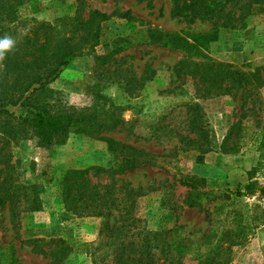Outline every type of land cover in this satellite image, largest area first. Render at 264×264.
<instances>
[{"label": "rangeland", "instance_id": "374dc122", "mask_svg": "<svg viewBox=\"0 0 264 264\" xmlns=\"http://www.w3.org/2000/svg\"><path fill=\"white\" fill-rule=\"evenodd\" d=\"M86 10L111 13L129 10L132 20L112 17L101 23L100 37L92 51L84 52L62 67L41 97L67 106H90L94 91L108 98L106 106H122V126L107 136L142 151L144 163L134 169L93 174L94 166L115 171L121 162L106 141L83 133L73 125L63 143L42 146L30 127L17 124L11 143L15 177L41 199L38 211H23L12 220L8 205L0 206V264H52L58 238L70 251L61 264H102L111 252L101 216H80L68 211L62 201L60 180L68 169H90L93 184H114L118 199L111 209L110 224L128 229L119 240L141 244L146 231H168L167 264H264V153L257 138L264 126V87L258 115L244 119L246 145L238 152L221 149L230 127L244 110L241 94L197 99L193 85L173 68L182 58L229 63L252 71L264 68V5L256 6L243 25L218 28L216 39L199 53H188L153 41L151 30L195 34L214 30L207 20L188 23L172 16V0H86ZM75 0H30L17 8V20L5 24L11 39L21 41L35 22L57 24L72 16ZM112 55L109 62L128 70L127 76L144 81L138 96L128 94L124 82H108L94 74V56ZM149 69V71H148ZM147 72V74H146ZM264 75V70H263ZM102 102V100H101ZM201 105V124L206 138L190 126L187 104ZM107 108V107H106ZM17 115L29 116L24 105L10 107ZM259 121V125L256 121ZM251 132V133H249ZM210 151L201 155V148ZM254 182L252 192L246 186ZM194 185V200L204 192L208 201L190 206L186 197ZM128 188L136 193L126 192ZM140 191V192H139ZM132 194V195H131ZM43 239L44 241H38ZM34 240V241H32ZM67 253V252H66ZM104 257V259H105Z\"/></svg>", "mask_w": 264, "mask_h": 264}, {"label": "trees", "instance_id": "16d2710c", "mask_svg": "<svg viewBox=\"0 0 264 264\" xmlns=\"http://www.w3.org/2000/svg\"><path fill=\"white\" fill-rule=\"evenodd\" d=\"M30 0H0V40L11 38L5 24L17 20V8ZM76 8L72 16H63L57 24L47 21H37L23 39L4 51L0 57V206L8 205L12 211V220H17L23 211H38L42 202L35 186L20 183L15 177V166L12 163L11 143L16 137L17 124L30 127L42 146L63 143L73 125L86 134L106 141L109 149L121 158L115 171L105 170L94 166L93 174L100 171L113 173L134 169L138 164L147 160L141 159L142 151L115 140L106 134L122 126L124 119L120 110L122 106L110 103L108 98L94 91L93 102L90 106L75 108L61 101L48 102L41 94L48 91L49 82L56 77L59 70L70 60L84 52L92 51L99 41L101 23L112 17L132 20L134 17L129 10L121 12L114 9L106 13L98 9L86 10V0H75ZM264 5V0H172L171 14L193 23L196 20H207L212 24V33L195 34L192 39L179 34H164L151 30L153 41L162 42L170 37L173 48L182 49L188 53H199L209 41L216 39L217 29L234 28L243 25L246 18L256 6ZM168 44V45H169ZM112 54L95 55L94 74L105 78L108 82H124L129 95L136 97L144 84L151 79L154 72L136 81L127 76L128 70L109 62ZM178 76L193 85L197 99H207L220 95L236 96L241 94L244 110L241 118L234 123L223 140L221 149L224 152H238L246 145L244 133L248 129L243 124L244 119L258 115L260 91L264 87V68L244 71L234 68L229 63L211 60L194 61L189 57L179 60L174 68ZM149 71V69H148ZM147 74V72H146ZM102 100V102H101ZM24 105L30 108L29 116L17 115L10 107ZM192 115L190 126L193 131L200 132L206 138V129L201 124V105L198 102L187 104ZM107 107V108H106ZM259 125V121H256ZM251 133V132H249ZM264 136V126L260 128L257 138ZM210 146L201 148V155L210 151ZM261 154L264 153V142H259ZM90 169L71 168L65 171L61 180V197L68 211L80 216H101L103 229L108 237L110 253L101 259L102 264H167L170 253L168 231H146V237L141 244L119 240L128 231L126 227L110 224L111 209L118 200L114 195V184H93L89 177ZM188 193V205H203L208 201L204 192H199L194 200V185ZM255 183L250 182L246 189L253 191ZM126 192L136 193L137 190L128 188ZM140 192V191H139ZM264 197V186L260 188ZM132 195V194H131ZM34 241V240H32ZM38 241H44L38 239ZM58 242L57 249L50 252L54 257L52 264H61L68 255L70 246L61 238L51 240ZM67 252V253H66Z\"/></svg>", "mask_w": 264, "mask_h": 264}, {"label": "clouds", "instance_id": "9594fccd", "mask_svg": "<svg viewBox=\"0 0 264 264\" xmlns=\"http://www.w3.org/2000/svg\"><path fill=\"white\" fill-rule=\"evenodd\" d=\"M14 44V41L11 38H4L0 40V57H3L4 51L10 49Z\"/></svg>", "mask_w": 264, "mask_h": 264}]
</instances>
